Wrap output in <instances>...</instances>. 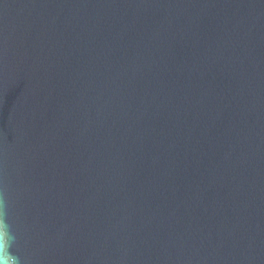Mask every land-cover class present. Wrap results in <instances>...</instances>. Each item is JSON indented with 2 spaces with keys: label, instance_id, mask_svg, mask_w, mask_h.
I'll return each instance as SVG.
<instances>
[{
  "label": "water",
  "instance_id": "obj_1",
  "mask_svg": "<svg viewBox=\"0 0 264 264\" xmlns=\"http://www.w3.org/2000/svg\"><path fill=\"white\" fill-rule=\"evenodd\" d=\"M0 264H264V0H0Z\"/></svg>",
  "mask_w": 264,
  "mask_h": 264
}]
</instances>
